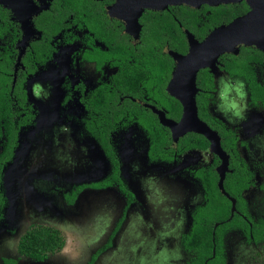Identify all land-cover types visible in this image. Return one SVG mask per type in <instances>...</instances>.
I'll use <instances>...</instances> for the list:
<instances>
[{
    "label": "flooded vegetation",
    "instance_id": "flooded-vegetation-1",
    "mask_svg": "<svg viewBox=\"0 0 264 264\" xmlns=\"http://www.w3.org/2000/svg\"><path fill=\"white\" fill-rule=\"evenodd\" d=\"M121 1L0 2V157L4 158L0 161V186L7 164L15 154L20 155L17 147L22 136L27 141L37 132L48 96L54 111L63 112L61 120L71 128L73 138L88 144L83 152L94 174L106 172L105 159L111 164L109 177L81 183L63 194L66 203L73 205L86 189L117 187L123 205L106 239L118 225L108 249L131 216L133 205L140 202L133 191L139 188L137 184L146 194V203L141 204L151 211L147 218L165 224L167 208L158 203H172L178 192L171 183L174 173L162 177L168 166H174L195 178L202 189L201 202L192 207L190 230L180 241L192 255L189 264L195 253L185 247L184 239L196 215L204 216L210 203L216 204L211 207L224 205L222 215L226 218L216 221L214 230L228 225L222 235L227 264L226 240L231 232L240 230L248 241L264 244V234L260 238L255 234V225L264 221V179L257 180L252 162L242 154L243 148L254 143L245 134L247 126L255 130L256 140H264V50L243 45L238 53L225 52L214 66L197 71V115L214 133L212 138L196 129L179 133L166 122L180 123L185 114V105L173 90L189 92L184 88L189 83L183 81L182 88L173 83L180 67L179 55L190 51L191 38L201 42L215 28L251 8L242 0L248 6L245 13L227 23H216V7L241 2L196 7L172 4L164 9L145 8L137 16L122 8ZM219 94L223 99L231 97L240 108L218 111ZM245 108L257 116L250 113V118L260 121L258 125L245 120ZM252 189L263 196L258 217L251 213L248 193ZM74 191V199L68 201ZM159 191L160 201L155 196ZM242 223L248 230L238 225ZM215 251L216 245L213 257Z\"/></svg>",
    "mask_w": 264,
    "mask_h": 264
},
{
    "label": "rangeland",
    "instance_id": "rangeland-1",
    "mask_svg": "<svg viewBox=\"0 0 264 264\" xmlns=\"http://www.w3.org/2000/svg\"><path fill=\"white\" fill-rule=\"evenodd\" d=\"M62 97L60 92L59 101ZM46 98L48 106L41 108L37 132L27 141L25 135L22 136L17 147L20 155L15 154L3 172L0 193L5 204L0 216V264H8L6 259H15L17 264H87L121 215L123 200L117 187L99 191L86 189L75 204L66 203L64 192L81 183L109 177L111 164L105 159L106 172L94 174L84 157L83 151L88 144L73 138L71 128L64 126L61 120L63 112L54 111L52 98ZM233 101L231 97L223 99L221 95L217 110L237 111L240 107ZM245 112L248 113L245 120L252 126L260 123L258 119L250 118V113L257 116L248 108ZM247 129L249 132L245 134L254 143L243 148L242 154L252 162V168L257 171L256 178L261 181L264 179V140H256L255 130L250 126ZM172 173L171 183L178 197L175 196L172 203H166L161 200L160 191L155 195L161 200L158 204L167 208L165 224L155 217L147 218L151 211L142 206L141 203H146V194L137 184L139 188L133 191L139 195L140 202L133 205L131 216L124 221L112 247L94 264H189L192 255L185 251L180 241L190 230L192 207L201 202L202 189L195 178L181 174L174 166H168L162 178L167 179L165 176ZM248 195L251 213L258 217L263 209L262 193L252 189ZM92 203L97 204L93 206ZM48 204L51 209L47 208ZM38 223L57 227L66 239L64 248L51 254L43 263L20 256L18 252L21 235ZM226 245L227 264H264V244L248 241L244 232H231Z\"/></svg>",
    "mask_w": 264,
    "mask_h": 264
},
{
    "label": "water",
    "instance_id": "water-1",
    "mask_svg": "<svg viewBox=\"0 0 264 264\" xmlns=\"http://www.w3.org/2000/svg\"><path fill=\"white\" fill-rule=\"evenodd\" d=\"M242 0H122L121 6L126 11H134L141 15L145 8L164 9L169 5L187 4L200 6L203 3L218 5L221 3L241 2ZM250 10L242 16L236 17L228 24L215 28L203 41L191 38V49L186 55H179V70L174 79V86L182 88L183 81L189 83V92L179 93L173 90L185 105V114L180 123L170 120L177 132L196 129L211 137L214 133L209 126L201 121L197 115L195 99V78L197 71L206 66H214L221 54L225 52L238 53L243 45H254L264 50V0H246ZM6 3L8 0H0ZM235 208V206H234ZM43 263L45 261H36Z\"/></svg>",
    "mask_w": 264,
    "mask_h": 264
},
{
    "label": "trees",
    "instance_id": "trees-1",
    "mask_svg": "<svg viewBox=\"0 0 264 264\" xmlns=\"http://www.w3.org/2000/svg\"><path fill=\"white\" fill-rule=\"evenodd\" d=\"M216 19L213 22L227 23L234 17L245 13L248 10V6L245 1L235 4H222L220 7H216ZM6 153L3 154L5 156ZM4 158L0 157V161ZM1 168V165H0ZM213 181L214 178H212ZM210 180V186L213 183ZM80 190V189H79ZM76 195V191L72 195L67 197L68 201H72ZM2 194L0 193V216L2 207L4 205ZM215 203H210V207L205 209V215H196L194 225L190 233L185 237L184 244L187 249L194 251L195 255L191 260V264H224L225 255L223 250L222 235L224 229L227 228V223L220 225L214 230V223L218 220L226 218L222 215L224 211V205L219 207L215 206ZM213 212L216 215H213ZM218 212V213H217ZM205 219L202 221V219ZM240 220V217H237ZM240 227L248 230L249 226L246 223L238 224ZM255 234L257 238H260L264 234V221L256 224ZM118 229V225L114 228L108 240L92 255L87 264H94L98 255L108 249L111 245L112 237L115 231ZM214 233V235H213ZM215 238V242H213ZM66 240L61 230L54 226L34 224L31 225L20 237L18 242V252L20 256L31 258L35 261H46L50 254H54L64 248ZM216 245L215 256L213 257V249ZM8 264H16L15 259H6Z\"/></svg>",
    "mask_w": 264,
    "mask_h": 264
},
{
    "label": "clouds",
    "instance_id": "clouds-1",
    "mask_svg": "<svg viewBox=\"0 0 264 264\" xmlns=\"http://www.w3.org/2000/svg\"><path fill=\"white\" fill-rule=\"evenodd\" d=\"M240 87H242V84L240 85ZM237 90H239V89H237Z\"/></svg>",
    "mask_w": 264,
    "mask_h": 264
}]
</instances>
